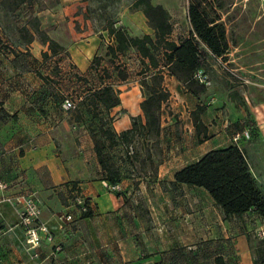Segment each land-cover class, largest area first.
Here are the masks:
<instances>
[{
    "label": "rangeland",
    "instance_id": "1",
    "mask_svg": "<svg viewBox=\"0 0 264 264\" xmlns=\"http://www.w3.org/2000/svg\"><path fill=\"white\" fill-rule=\"evenodd\" d=\"M136 1L28 0L9 10L13 2L9 0L0 11V34L10 31L13 38L23 43L33 40L42 43L48 37L61 46L81 51L82 45L90 44L89 38L101 40L95 56L98 61L93 60L92 74L77 92H70L72 87L66 84L62 102L65 99L75 101L77 108L67 113H77L90 134L93 131L99 140L104 141L106 160L125 181L124 186L119 185L120 191L115 192L123 201L124 209L106 219L116 226V234L97 236L91 243L81 237V241L90 244L98 258L106 259V264H111L109 259L115 257L123 245L132 258L134 246L141 249V258L125 264L146 263L149 251L145 243L153 239L160 217L163 224L168 223V208L180 192L170 182L176 170L211 149L233 145L234 136L244 131H248L250 138L243 136L241 147L243 142L251 147L264 146V125L259 123L264 119V0H220L223 9L218 13L226 24L231 48L224 58L214 59L206 72L198 74L206 79L207 91L197 97L191 96L181 84L165 74L164 87L170 97L162 106L160 136L141 134L130 143L110 146L101 133L103 129H110L118 138L135 122L145 123L141 110L144 100L141 81L146 68L139 53L133 49L115 57L107 54L109 36L106 30L111 23L124 28L133 37L150 35L155 38L143 12L133 6ZM151 2L162 5L170 13L171 40L179 43L189 37L188 7L191 0ZM31 48L23 54L28 56L27 59L35 52L34 47ZM11 51L16 53L12 48ZM107 85H111L120 98V105L110 111L96 103L94 96ZM198 104L209 109L203 114L208 129L206 136H199L192 124L191 112ZM160 171L163 173L161 177ZM121 227H126L128 236L122 235Z\"/></svg>",
    "mask_w": 264,
    "mask_h": 264
},
{
    "label": "crops",
    "instance_id": "2",
    "mask_svg": "<svg viewBox=\"0 0 264 264\" xmlns=\"http://www.w3.org/2000/svg\"><path fill=\"white\" fill-rule=\"evenodd\" d=\"M3 3L0 0V11ZM5 31L0 34V183L7 188H0V264H106V259L98 258L81 237L91 243L97 236L116 234V226L106 219L119 214L124 203L117 193L102 184L105 175L90 132L77 113L73 115L61 109L64 86L71 85L70 92H77L92 74L93 58L99 52L101 40L89 38L90 44L82 45L81 51L60 45L63 50L53 53L48 42L23 43ZM108 43L115 45L110 36ZM31 47L35 52L27 59L23 54L31 51ZM259 123L264 125V119ZM242 148L254 178L264 188V146L251 147L243 142ZM216 149L219 148L208 152ZM187 165L171 175V184L175 174ZM120 181L119 185L124 186L125 181L122 178ZM173 188L180 192L168 208V223L163 224L160 217L153 239L145 243L149 251L145 264L264 261V249L255 237L264 219L256 211L226 217L204 189L187 185ZM31 193L38 197L42 221L55 237L53 243L42 245L39 258L33 257L25 243L20 225L22 204L8 201ZM75 195L85 199L92 213L90 217L84 218L79 213L74 204ZM63 213H72L74 221L61 223L59 216ZM119 231L128 236L126 227ZM57 245L62 251L54 252ZM139 258L140 246H134L132 258L123 245L109 262L125 264Z\"/></svg>",
    "mask_w": 264,
    "mask_h": 264
},
{
    "label": "trees",
    "instance_id": "3",
    "mask_svg": "<svg viewBox=\"0 0 264 264\" xmlns=\"http://www.w3.org/2000/svg\"><path fill=\"white\" fill-rule=\"evenodd\" d=\"M6 1L9 0H5L4 5ZM12 1L9 10L19 7L28 0ZM133 6L143 12L155 38L150 35L133 37L124 28H118L111 23L107 31L114 39L115 45L108 46L107 54L115 57L118 54H126L131 49L139 53L141 63L146 68L142 72L141 81L144 93L141 110L145 123L135 122L131 129L122 132L118 138L110 129H103L101 133L111 147L120 142L130 143L141 134L159 137L162 106L170 97L169 91L164 87V75L176 79L186 92L197 97L207 91V84L201 83L197 75L206 72L214 59L224 58L231 48L226 24L218 13L223 9L220 0H191L188 7L190 35L179 43L170 39L173 25L171 15L165 7L154 5L151 0H137ZM43 42L49 43L53 53L63 50L58 43L48 37H45ZM94 61H98L97 57ZM94 96L95 102L107 111L120 105V98L111 85L98 90ZM205 111L206 107L199 104L191 113L192 122L199 136H206L208 130L202 121ZM91 137L105 175L104 181L110 185L120 184L119 171L105 158L104 141L99 140L93 131ZM172 184L204 189L224 211L226 217L241 216L254 210L264 219V188H261L254 178L245 150L236 143L226 148L212 150L199 161L187 165L175 174ZM91 214L88 210L81 215L88 218Z\"/></svg>",
    "mask_w": 264,
    "mask_h": 264
},
{
    "label": "built area",
    "instance_id": "4",
    "mask_svg": "<svg viewBox=\"0 0 264 264\" xmlns=\"http://www.w3.org/2000/svg\"><path fill=\"white\" fill-rule=\"evenodd\" d=\"M201 83H206V79H202L201 75H197ZM62 108L66 112H71L77 108L75 101L71 99H65L62 103ZM250 138L248 131H244L242 134H237L234 137V143L240 146L242 137ZM103 186L111 192L120 191V186L110 185L107 181L102 182ZM1 189H6L7 185L0 183ZM10 202H17L22 204V210L20 211V225L24 231L25 243L27 249L31 251L34 258H39V250L45 243H53L55 237L49 227L42 221V208L38 197L35 194L21 195L14 199H8ZM74 204L76 205L80 214L89 210V207L85 199L81 195H75ZM61 223H72L74 221V215L72 213H63L59 216ZM255 237L264 249V222L257 228ZM54 252L62 251L60 245L54 246ZM257 264H264L263 262Z\"/></svg>",
    "mask_w": 264,
    "mask_h": 264
}]
</instances>
